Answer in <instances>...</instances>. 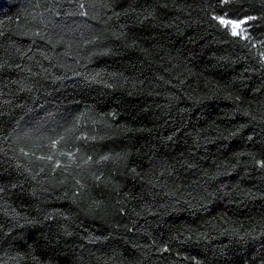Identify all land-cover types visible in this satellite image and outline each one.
<instances>
[{
    "label": "trees",
    "instance_id": "16d2710c",
    "mask_svg": "<svg viewBox=\"0 0 264 264\" xmlns=\"http://www.w3.org/2000/svg\"><path fill=\"white\" fill-rule=\"evenodd\" d=\"M0 264H264V0H0Z\"/></svg>",
    "mask_w": 264,
    "mask_h": 264
},
{
    "label": "snow or ice",
    "instance_id": "6c2138e0",
    "mask_svg": "<svg viewBox=\"0 0 264 264\" xmlns=\"http://www.w3.org/2000/svg\"><path fill=\"white\" fill-rule=\"evenodd\" d=\"M219 22L223 25H232L233 27V35H237L238 33L235 31L236 28L240 27V24L246 23V21H240V22H236V21H231V20H226L223 18H220ZM241 31H243V29H241Z\"/></svg>",
    "mask_w": 264,
    "mask_h": 264
},
{
    "label": "rangeland",
    "instance_id": "374dc122",
    "mask_svg": "<svg viewBox=\"0 0 264 264\" xmlns=\"http://www.w3.org/2000/svg\"><path fill=\"white\" fill-rule=\"evenodd\" d=\"M230 26H231V28L233 29L232 25H230ZM241 29H243L242 24H240V27H239V28H236L235 31H236L237 33H241V32H242Z\"/></svg>",
    "mask_w": 264,
    "mask_h": 264
}]
</instances>
